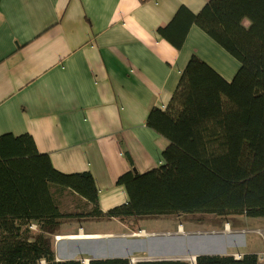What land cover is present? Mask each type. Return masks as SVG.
Segmentation results:
<instances>
[{
	"label": "trees",
	"instance_id": "16d2710c",
	"mask_svg": "<svg viewBox=\"0 0 264 264\" xmlns=\"http://www.w3.org/2000/svg\"><path fill=\"white\" fill-rule=\"evenodd\" d=\"M193 25L239 68L227 82L197 56L189 59L166 108H153L146 119L168 142L163 163L116 179L124 203L101 210L89 172L57 171L30 135L0 136V264H190L57 261L51 238L64 219L114 220L137 233L141 220L153 217L264 218V0H209L196 15L181 6L157 33L179 51ZM63 191L77 197L70 213L60 209ZM194 264H264V257L199 255Z\"/></svg>",
	"mask_w": 264,
	"mask_h": 264
},
{
	"label": "crops",
	"instance_id": "0c3cea01",
	"mask_svg": "<svg viewBox=\"0 0 264 264\" xmlns=\"http://www.w3.org/2000/svg\"><path fill=\"white\" fill-rule=\"evenodd\" d=\"M208 1L0 0V136L30 135L57 171L89 172L101 210L124 203L116 179L163 163L168 142L146 119L166 108L189 59L227 82L239 68L194 25L179 51L157 33L179 7L196 15ZM68 197L77 199L63 191L60 205ZM79 234L98 238L71 241L109 235L79 225L55 236Z\"/></svg>",
	"mask_w": 264,
	"mask_h": 264
},
{
	"label": "rangeland",
	"instance_id": "374dc122",
	"mask_svg": "<svg viewBox=\"0 0 264 264\" xmlns=\"http://www.w3.org/2000/svg\"><path fill=\"white\" fill-rule=\"evenodd\" d=\"M74 204L76 202L68 197L60 209L70 213ZM87 221L61 220L57 233H76L81 225L85 232L109 234L108 237L93 242H77L72 239L59 241L55 236L51 239L55 256L62 259L60 261L136 257V260L170 259L193 264L191 256L199 255H233L236 259L243 254L264 257V218L215 215L153 217L142 219L137 233L114 220Z\"/></svg>",
	"mask_w": 264,
	"mask_h": 264
},
{
	"label": "bare ground",
	"instance_id": "6f19581e",
	"mask_svg": "<svg viewBox=\"0 0 264 264\" xmlns=\"http://www.w3.org/2000/svg\"><path fill=\"white\" fill-rule=\"evenodd\" d=\"M225 229L226 230H228V225H226V227H225ZM136 236V235H135ZM90 238H98V237H89V236H86V235H83V234H79V235H74V236H66V237H64V236H58L57 235V237H56V240H62V239H72V240H77V239H90ZM191 260H193L194 258H193V256H191V258H190ZM86 261V260H85ZM132 261H135V259L134 258H132Z\"/></svg>",
	"mask_w": 264,
	"mask_h": 264
},
{
	"label": "water",
	"instance_id": "95a60500",
	"mask_svg": "<svg viewBox=\"0 0 264 264\" xmlns=\"http://www.w3.org/2000/svg\"><path fill=\"white\" fill-rule=\"evenodd\" d=\"M193 258H194V259L191 260V261H192V263L194 264V262H195V258H196V257H193ZM157 260H158V259H157ZM139 261H146V260H137V261H132V260H131V263L139 262ZM150 261H156V260H150ZM83 263H84V264H87V263H88V260H86V261L83 260Z\"/></svg>",
	"mask_w": 264,
	"mask_h": 264
},
{
	"label": "built area",
	"instance_id": "2783aa9c",
	"mask_svg": "<svg viewBox=\"0 0 264 264\" xmlns=\"http://www.w3.org/2000/svg\"><path fill=\"white\" fill-rule=\"evenodd\" d=\"M259 260H260V261L263 260V257H259Z\"/></svg>",
	"mask_w": 264,
	"mask_h": 264
},
{
	"label": "clouds",
	"instance_id": "9594fccd",
	"mask_svg": "<svg viewBox=\"0 0 264 264\" xmlns=\"http://www.w3.org/2000/svg\"><path fill=\"white\" fill-rule=\"evenodd\" d=\"M131 260H132V258H131Z\"/></svg>",
	"mask_w": 264,
	"mask_h": 264
}]
</instances>
